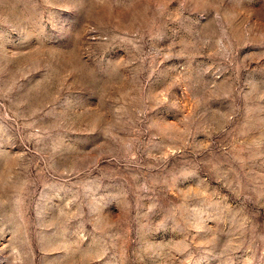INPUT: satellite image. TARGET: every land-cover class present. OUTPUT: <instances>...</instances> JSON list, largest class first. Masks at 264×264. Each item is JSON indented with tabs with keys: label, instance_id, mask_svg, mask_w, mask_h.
Returning a JSON list of instances; mask_svg holds the SVG:
<instances>
[{
	"label": "rangeland",
	"instance_id": "374dc122",
	"mask_svg": "<svg viewBox=\"0 0 264 264\" xmlns=\"http://www.w3.org/2000/svg\"><path fill=\"white\" fill-rule=\"evenodd\" d=\"M0 264H264V0H0Z\"/></svg>",
	"mask_w": 264,
	"mask_h": 264
}]
</instances>
